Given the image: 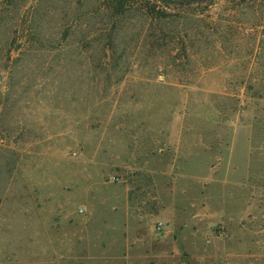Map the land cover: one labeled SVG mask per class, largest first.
Masks as SVG:
<instances>
[{
    "label": "rangeland",
    "instance_id": "obj_1",
    "mask_svg": "<svg viewBox=\"0 0 264 264\" xmlns=\"http://www.w3.org/2000/svg\"><path fill=\"white\" fill-rule=\"evenodd\" d=\"M172 1L0 0V264H264V0Z\"/></svg>",
    "mask_w": 264,
    "mask_h": 264
},
{
    "label": "trees",
    "instance_id": "obj_2",
    "mask_svg": "<svg viewBox=\"0 0 264 264\" xmlns=\"http://www.w3.org/2000/svg\"><path fill=\"white\" fill-rule=\"evenodd\" d=\"M172 1V0H170ZM130 0H119V10H124V6H127L129 4ZM136 4H139V8L147 14H150L152 16L157 17V19L165 18L166 16H169L167 14L166 9L168 8V2L169 0H134ZM176 1H172L173 4H175ZM157 3L161 5H156ZM139 9V10H140Z\"/></svg>",
    "mask_w": 264,
    "mask_h": 264
}]
</instances>
